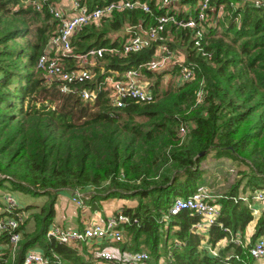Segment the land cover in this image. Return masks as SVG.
<instances>
[{
	"label": "trees",
	"instance_id": "obj_1",
	"mask_svg": "<svg viewBox=\"0 0 264 264\" xmlns=\"http://www.w3.org/2000/svg\"><path fill=\"white\" fill-rule=\"evenodd\" d=\"M78 1L91 8L111 0ZM143 1L150 12L128 8L83 25L75 31L77 41L71 36L72 53L119 45L124 25L146 26L165 10L155 0ZM175 1L186 9L177 8ZM200 1L174 0L167 9L187 19L197 15ZM219 5L225 10L222 18L206 24ZM205 16L199 34L197 25L171 22L162 32L171 50L182 47L192 76L181 79L173 63L166 69L176 80L160 88L165 70L142 68L144 77L153 76L147 82L152 98L116 106L107 90L98 87L104 72L145 62L154 55L156 42L124 54L103 53L92 80L61 91L36 67L58 20L45 7L35 10L31 0H0V186L47 196L40 205L32 203L38 207L31 214L32 227L18 225L20 237L13 249L5 246L7 235L0 234V264H22L31 247L40 249L46 264H97L99 259L116 264L121 254L139 250L148 254L143 264H253L248 247L264 236V209L247 238L243 232L254 218L253 192L264 193V7L251 0H208ZM94 86L92 99L80 96L81 88ZM208 156L236 162L230 169L233 176L215 191V177L202 165ZM204 182L220 211L205 232H196L192 224L197 213L181 208L168 214V206ZM61 188L87 194L78 210L90 212L100 211L108 197L136 199L112 212L135 218L120 225L119 239L108 241L120 255L111 251L109 260L94 256V239L65 243L46 236L54 221V194ZM22 209L17 205L10 212ZM99 248L105 247L99 243Z\"/></svg>",
	"mask_w": 264,
	"mask_h": 264
},
{
	"label": "built area",
	"instance_id": "obj_2",
	"mask_svg": "<svg viewBox=\"0 0 264 264\" xmlns=\"http://www.w3.org/2000/svg\"><path fill=\"white\" fill-rule=\"evenodd\" d=\"M174 0H155L157 6H164L165 10L154 16V21L146 26L137 22L133 25H126V36L119 45L110 46H92L81 52L72 53L71 36L73 32L80 29L83 25L97 23L102 16H109L113 11H123L124 9L140 8L145 12H150L151 8L143 0H111L100 6L88 8L78 0H70L71 11L64 14L56 4L50 0H31V5L35 10H41L43 7L47 12L58 20L57 28L50 36L46 48L38 55L36 67L41 69L42 75L46 81H55L59 90H67L70 85L76 82L90 81L94 78L96 70L94 66L98 64L99 58L103 53L124 54L130 51H137L148 46L152 41L156 42L154 55L145 62L125 68L121 71L115 69H106L101 83L109 95L111 102L116 106H122L128 99L137 101H147L152 98L147 83H143L142 68L147 70H157L163 67L165 61L171 57L172 50L162 41L165 36L162 33L166 23H174L180 26H194L199 28L196 34L204 30L206 8L208 0H201L198 3V11L195 17L181 19L176 17L173 12H169L167 7ZM254 5L264 7V0H251ZM225 13L224 7L219 5L214 15L206 24H215ZM72 56L71 61L67 57ZM67 59V60H66ZM177 64V72L181 79H187L192 76V68L183 60H173L172 64ZM100 64V63H99ZM98 71L102 72L103 67L99 65ZM96 86V85H95ZM83 87L80 90V96L86 99H92L97 87ZM185 127L179 126V132L183 133ZM81 195L83 192L73 189L70 192L71 201L77 205L82 204ZM214 193L209 185L200 183L195 190L186 196H176L168 206V214H173L181 208H187L199 215V219L192 224L196 232H205L219 214V205L214 201ZM253 199L260 200L264 198L263 190L257 189L253 192ZM242 198H245L242 196ZM17 202L9 193L3 195L2 209L6 211L0 215V234L7 235L5 246L12 249L16 246L20 233L18 225L20 224L19 213H11V208L17 206ZM1 209V208H0ZM166 217V215H165ZM135 221L130 215L121 210L115 213L101 214L92 212L89 214L81 228L63 225L57 221H52L46 228V236L59 241L70 243L75 240L94 239L96 252L94 256H99L109 260L112 252L106 248H99V243L103 240H117L121 237L120 225ZM4 244L0 243V248ZM248 252L257 264H264V236L256 237L248 247ZM148 257L145 250L127 252L126 256L116 264H143ZM22 264H46V258L40 249L31 247L24 251Z\"/></svg>",
	"mask_w": 264,
	"mask_h": 264
},
{
	"label": "rangeland",
	"instance_id": "obj_3",
	"mask_svg": "<svg viewBox=\"0 0 264 264\" xmlns=\"http://www.w3.org/2000/svg\"><path fill=\"white\" fill-rule=\"evenodd\" d=\"M175 6L177 8H182L183 10L186 9L185 5H180L179 3H177V1H175ZM77 31V30H76ZM168 37L173 38L172 34H169ZM170 38V39H171ZM74 41H77V37H76V32L73 33L72 36V42L74 43ZM75 46V44H74ZM173 52L171 54L172 58H169L165 61V63L163 64L162 69L165 70L164 73L161 75L160 81H159V87L163 88L165 86H169L170 84H172L174 82V80H176V75L175 74H170L168 72V70L166 69V67H170V65L172 64V61L177 59V60H182L183 58V50L182 47H175V50L172 49ZM162 69H159L157 71H161ZM153 78V76H152ZM152 78H146L143 77V83L146 84L150 79ZM202 165L205 166L208 171L210 172L211 175H214L215 177V183L214 186L212 187V191H215V186H217L219 189L221 188L220 185L225 183V180L227 178H230L231 176H233V171H231L230 169H234L236 162L230 158H226V157H221L219 159H214L213 157L208 156L205 160L202 161ZM226 170H230V171H226ZM206 183V182H204ZM207 185H209L208 183H206ZM210 186V185H209ZM69 191V188H61L59 190L55 191V201H54V209H55V217H54V221L60 222L59 217L61 215H63L64 211H74L77 212L78 211V205L71 201L70 199V195L67 191ZM247 193V191H245ZM245 192H241L243 194H245ZM255 192V191H254ZM5 193H9L11 194V196L15 199V201L17 202L18 206H22V210L19 211V218H20V223L22 222L24 224V228H31L32 224H33V219L31 214H33L34 211L37 210L38 207H34V205H32V203H38V205L41 204L42 201L47 200V196L46 195H31L27 192H23L19 189H11L9 187H5L4 185L0 186V208L3 205V195ZM87 197L86 195H81V200L85 201V198ZM136 199L135 198H128V197H124V196H115V197H108L104 200H102V206H108V207H118L121 205H132L135 204ZM45 203V202H44ZM24 205V206H23ZM28 208H25V207ZM102 209V208H101ZM264 209V198L260 199L259 202H256V207L254 209L255 213L258 214L260 213L262 210ZM87 211V210H86ZM92 214V212L90 213ZM100 245H102L103 247H105L106 249H109L110 251H112L114 254L120 255L121 253L118 251L117 248H115L113 245H110L108 241L103 240ZM121 257H125L126 254H121ZM97 264H109L107 261H103L101 259H99L97 262Z\"/></svg>",
	"mask_w": 264,
	"mask_h": 264
},
{
	"label": "crops",
	"instance_id": "obj_4",
	"mask_svg": "<svg viewBox=\"0 0 264 264\" xmlns=\"http://www.w3.org/2000/svg\"><path fill=\"white\" fill-rule=\"evenodd\" d=\"M56 6L59 7L61 9V11L64 14H68L71 11V6H70V0H59L56 2ZM126 25H124L118 32V34H122L126 36V29H125ZM117 34V33H114ZM67 191V190H66ZM70 195L71 190L67 191ZM256 202L258 203L259 200H252L251 202V206L253 208V213H254V218L246 225V228L243 232V237L247 238L248 235L250 234V232L252 231V226L254 223V219L255 216H257L258 214L255 213L254 209L256 207ZM101 210H94L92 212H98L101 214H109L112 213L114 209H116L117 207H108V206H101ZM90 211H86V209H81L78 210L77 212L68 210V211H64L63 215H61L59 217L58 220H60L59 223L63 224V225H67V226H71V227H77L83 224V221L85 220V218L90 214ZM55 217V215H54ZM220 243H223V240L220 241ZM219 243V244H220ZM253 264H257V262L253 261Z\"/></svg>",
	"mask_w": 264,
	"mask_h": 264
}]
</instances>
